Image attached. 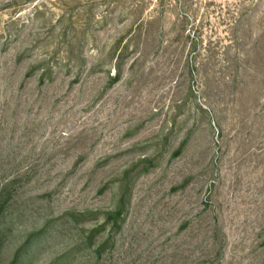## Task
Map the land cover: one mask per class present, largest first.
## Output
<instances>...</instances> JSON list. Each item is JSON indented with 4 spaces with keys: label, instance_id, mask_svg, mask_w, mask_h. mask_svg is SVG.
Listing matches in <instances>:
<instances>
[{
    "label": "rangeland",
    "instance_id": "rangeland-1",
    "mask_svg": "<svg viewBox=\"0 0 264 264\" xmlns=\"http://www.w3.org/2000/svg\"><path fill=\"white\" fill-rule=\"evenodd\" d=\"M0 264H264V0H0Z\"/></svg>",
    "mask_w": 264,
    "mask_h": 264
},
{
    "label": "trees",
    "instance_id": "trees-1",
    "mask_svg": "<svg viewBox=\"0 0 264 264\" xmlns=\"http://www.w3.org/2000/svg\"><path fill=\"white\" fill-rule=\"evenodd\" d=\"M179 153V151H177L176 152V154H178ZM121 211H117L116 213H115V217H117V218H119V217H121Z\"/></svg>",
    "mask_w": 264,
    "mask_h": 264
}]
</instances>
